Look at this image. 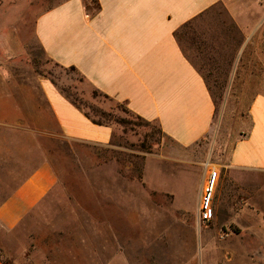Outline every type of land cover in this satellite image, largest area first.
<instances>
[{
  "label": "rangeland",
  "instance_id": "1",
  "mask_svg": "<svg viewBox=\"0 0 264 264\" xmlns=\"http://www.w3.org/2000/svg\"><path fill=\"white\" fill-rule=\"evenodd\" d=\"M60 1L0 0V81L9 85L6 98L18 122L0 125V186L6 184L7 168L14 170L15 186L43 162L57 174L53 190L14 233L0 228L1 262L66 264L70 252L88 240L78 233L92 231L89 240L103 250L95 257L110 264H182L190 258L197 264H264V219L255 213L248 217L247 202L240 205V221L232 233L215 229L212 219L203 223L198 214L176 213L171 200L140 179L144 165L166 166L167 151L174 148L158 126L95 94L76 71L42 55L32 23L39 12ZM85 5L91 11L96 8L93 0H85ZM221 10L212 24L193 23L177 37L202 69L215 103L210 135L198 144L213 168L245 133L253 96L249 73H230L232 46L219 45V38L237 40ZM37 76L51 80L94 120L113 126L114 147L81 145L50 135L51 119L36 90ZM23 86H30L35 97H24ZM170 187L187 194L194 188L173 180ZM9 192L0 188V201Z\"/></svg>",
  "mask_w": 264,
  "mask_h": 264
},
{
  "label": "crops",
  "instance_id": "2",
  "mask_svg": "<svg viewBox=\"0 0 264 264\" xmlns=\"http://www.w3.org/2000/svg\"><path fill=\"white\" fill-rule=\"evenodd\" d=\"M96 4L91 11L85 0H62L42 10L32 23L34 41L50 62L73 67L90 89L158 126L174 148L167 151L166 166L146 164L140 179L171 200L176 213L195 217L210 165L198 144L210 135L215 103L202 69L184 52L175 33L187 23L212 24V18L224 11L237 40L219 38V45L232 46L230 73H249L253 96L245 133L234 140L226 159L217 162L211 222L215 229L232 233L245 202L248 217L255 213L264 219V0H96ZM35 80L51 119L50 135L65 142L114 147L113 126L93 123L47 77ZM8 87L0 81V125L18 123L15 107L6 98L11 93ZM21 88L24 97H35L30 86ZM3 172L7 180L0 188L10 192L0 201V228L14 233L53 190L57 174L43 162L15 186L14 170ZM172 180L184 188L193 184V192L174 191ZM78 236L88 240L70 252L66 264H110L95 257L103 250L89 240L94 232L80 231ZM182 264L197 261L190 258Z\"/></svg>",
  "mask_w": 264,
  "mask_h": 264
},
{
  "label": "built area",
  "instance_id": "3",
  "mask_svg": "<svg viewBox=\"0 0 264 264\" xmlns=\"http://www.w3.org/2000/svg\"><path fill=\"white\" fill-rule=\"evenodd\" d=\"M218 177V169L210 167L209 165L207 168V175L199 195L197 209L198 218L203 223L209 222L213 218V197Z\"/></svg>",
  "mask_w": 264,
  "mask_h": 264
},
{
  "label": "trees",
  "instance_id": "4",
  "mask_svg": "<svg viewBox=\"0 0 264 264\" xmlns=\"http://www.w3.org/2000/svg\"><path fill=\"white\" fill-rule=\"evenodd\" d=\"M93 2L95 3V5H97L96 4V0H93ZM190 26H191V23H187V24H185L182 28H180V30H178L176 33H175V36H176V38L178 37V35L181 33V32H183V31H185V30H187V29H189L190 28ZM69 70H71V71H75V69L73 68V67H71V68H69ZM60 92L73 104V105H75L78 109H80V107H79V105L77 104V101L76 100H72V99H70L69 98V96L68 95H66L65 94V92L63 91V90H60ZM93 92L95 93V94H99V95H101L103 98H105V99H108L105 95H103V94H101V93H99V92H97V91H95V90H93ZM81 110V109H80ZM127 110V109H126ZM128 111V110H127ZM129 112V111H128ZM84 114L88 117V118H90V120L93 122V123H95V124H104V123H102V122H100V121H96V120H94L93 118H91L87 113H85L84 112ZM138 118V117H137ZM139 120H142V119H140V118H138ZM160 131V130H159Z\"/></svg>",
  "mask_w": 264,
  "mask_h": 264
}]
</instances>
